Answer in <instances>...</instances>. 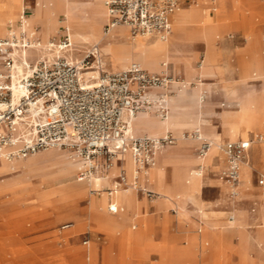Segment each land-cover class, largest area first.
<instances>
[{"label":"rangeland","instance_id":"374dc122","mask_svg":"<svg viewBox=\"0 0 264 264\" xmlns=\"http://www.w3.org/2000/svg\"><path fill=\"white\" fill-rule=\"evenodd\" d=\"M193 1L194 0H191L190 3ZM216 1L217 0L199 1L202 8L206 9L212 16H217L218 20L225 24L224 27H221L218 30L217 34L211 41L215 55V64L218 66L215 74L201 75L195 71L205 58L206 41L201 38H191L193 35H188L186 31L182 32L176 30L174 23L172 34L167 39L170 44L169 58L166 59L167 65H164V61L160 60L157 68L148 69L142 66L150 72L171 74L174 81L171 87V92L168 93L166 98L168 108L170 109L169 106H171L174 109L173 119L176 123L172 129L170 128L166 130L174 137V142L165 148L171 151L172 159L170 162H167L166 160H164V162H167L165 167L167 175L170 174L172 167L184 166L181 167L180 170V182L182 179L185 180L188 170H195L194 166L196 164V156L198 155L196 150L199 144L195 132L197 131L201 137H207L204 133L201 134L200 129H198V123L203 124L201 127V131L203 132H208L210 127L214 125L216 126V129L222 131L216 112H220L223 108L227 107L235 108L237 103L229 100H234L233 98L234 96H238L239 90L254 89L259 91L264 88V85L261 84H264V69H262L260 65V59H257L253 63V70L255 72L257 71L258 74H261V77L256 78L257 80H253V78H251L252 74H250L245 76L248 79L247 82L246 80L240 81L238 71L239 61L242 59L246 60L253 54L247 51L241 52L240 49V47L247 42L245 27L248 28L250 34L252 33V36L255 33H259V36L264 39V0H257V2L241 0L238 2V7H236L233 2H228V0ZM37 2H41L40 6L43 10L41 16H39V18L36 17L34 24L39 32V39L42 41L41 44L44 45L47 44L52 37H58L63 31V26L67 27L69 22L66 14L60 9L53 8L54 2H50L49 0H25L27 10L29 13L31 12L28 17L34 14L35 8H38V6H36ZM78 2H80V5L86 6V9L90 14L95 10V7H91L90 5L91 0H78ZM214 7L216 9H213ZM51 8L55 10V13L48 18V11ZM18 15L13 19V22L18 18ZM201 15L206 16L202 13ZM104 25L105 23H103V28ZM54 26L57 27L55 28ZM121 31H123L122 28H116L114 30V32ZM51 32L53 34L50 36ZM115 38L118 39L121 38V36L119 37V35L116 34ZM45 39H48V41L43 43ZM101 44L102 42H99L97 45L99 52L101 53L100 59L102 61L105 60V68H109V62L106 58L105 52L101 48ZM81 45L82 44H75L72 40L71 51L63 52V50L61 52L70 55L72 58H81L87 50L92 48L90 46L85 47ZM38 50H30L32 54L31 59H35L39 55ZM108 52L113 56L112 60L114 65L122 66L124 64V61L121 60V58L126 55L125 53L119 51ZM89 65L95 67L96 62L93 58H90ZM180 81H187L189 89L197 86V81L204 83L201 86L203 94L202 108H198L194 98L189 94L184 100L178 102L177 105L173 104L172 101H168V97L177 95L178 89L181 88V83H178ZM213 111H215V113ZM154 118L157 120L161 117L154 109H152L149 112L148 119L154 120ZM195 120L196 127L191 125ZM149 129L150 131L147 134L157 136H163L166 134L164 133L165 130L158 127L152 126ZM256 132L264 135V128L262 127V129ZM227 139V136L223 135L222 141L224 142ZM260 146H264V141L255 145L252 156H250L252 162L250 172H253L254 174L259 172L264 173V166L261 167L256 164L257 162H255V160L253 161V157L255 159L258 147ZM48 151L53 152L49 153V157H39L37 160L29 161L27 163H25L24 159L20 160L19 168L16 172L11 171L14 165L17 164L15 158L11 159L9 162L11 166L9 165L7 169H0V187L17 182L22 185V188H19L18 190L16 189L17 191H29L32 190L31 187L38 190L36 191L37 193L34 191L17 193L11 190L0 189V264H85V262L88 261L89 256L91 257L90 249L92 246H94V244L101 246L107 239V235L102 232L100 233L92 225V217L89 219L91 222H89L90 227L84 225L74 230H72L74 226L62 228L64 223L73 221L69 218L58 219L56 209L47 204L48 200L53 194L59 195L60 192L71 186L81 187L84 189V192L77 197V212L80 213V217L87 218L89 217V212L85 208L89 202L90 196H93L92 193L94 192L90 190L93 185L77 181V168L70 175H66L67 172H52L44 176L46 167L51 164L54 159H71L69 153L62 151L58 147L42 149L35 152L33 155H44ZM158 156L159 155H157L156 158L157 161ZM25 157L30 158L32 155L30 154ZM157 161L154 164V168H149L150 175L154 180L148 184L151 185L154 183V185L150 187L147 183L145 185L142 184V186H145L147 189L154 192L153 196L150 197L143 192H137V197L146 204L142 207L141 211L140 208H136V212H138V215L140 214L139 216L144 220L145 225L143 227H140L139 225L132 229L130 228L133 224L132 223L129 227L133 230L132 234H134V236L132 235V239L137 245H142V241L146 238L144 230L141 228H144L149 232L153 241H157L160 238L161 233L162 235L188 231L196 234L203 233V231H199L200 227L198 226L191 228L189 219L179 218L176 214L174 204L167 202L168 206L164 209L156 207V204L159 201L164 200L162 196L155 192L158 191L161 193L163 191L162 179L165 176L164 166L158 165ZM222 165L223 161H220L219 157L213 161V164L209 167V171L203 175V187L194 193L196 199L201 203H204L207 209L231 210L232 205H234V207L242 209L244 212L250 211L249 208L251 204L249 200L252 198H258V200L261 201L262 195H259L258 197L254 196L253 190L250 188L249 191L252 192V194L250 193L249 195L241 196L239 200L235 199V204H232L229 190H223L219 181L213 183L214 179H220L219 169ZM187 166L189 168H187ZM161 168L164 170H161ZM54 170L57 171V169ZM28 176H31L33 180H36L35 183L25 181L28 179ZM55 181H58L55 186L47 184L48 182ZM252 182L254 185L256 184L254 175L252 176ZM165 187L173 191L170 181L165 183ZM259 193H261L260 188ZM185 202L187 208L192 210L193 202L190 199H186ZM150 205H152V207H150ZM65 207L67 210L63 211L62 214H70L74 211V208L70 205H65ZM107 212L110 213L108 210ZM230 214L231 213H225L219 215H221L224 220H229ZM102 215L104 216V214ZM194 216L195 214L191 212L190 218H194ZM239 224L245 227L243 223L240 222ZM257 224L258 222L249 224V227L247 228L249 231L247 235L245 234V240L251 238L253 241H256L252 238L250 230H252ZM160 229H162V231H160ZM203 229L206 232V236L202 238L199 244L197 243L195 253L197 260L199 263L203 262L202 264H214L209 261L212 258L213 261L215 260L216 264H219L222 258L221 248L215 245L209 234L211 227L205 225L203 226ZM215 230L221 237H229L230 240L234 242L237 240L236 233L233 232V230L228 229L224 223L218 224ZM67 231H69V233L66 236V239H64L62 233ZM260 238L261 242L264 241V235L261 234ZM86 239L88 242L84 244L83 242ZM256 242L261 243L258 241ZM172 244L178 248H186L189 246L190 242L187 238L182 236L173 239ZM140 247L141 246L136 247L135 249L137 250ZM254 248L252 249L253 255L257 254L258 249H260L264 255V243L259 246L258 249L255 246ZM207 250H209V260L206 259ZM113 252L115 253V262L116 264H119L118 246L114 247ZM154 257L155 255H152V258ZM96 261L97 264H106V261L104 263L101 254L97 255ZM186 264L192 263L186 262ZM230 264H236L234 258Z\"/></svg>","mask_w":264,"mask_h":264},{"label":"built area","instance_id":"2783aa9c","mask_svg":"<svg viewBox=\"0 0 264 264\" xmlns=\"http://www.w3.org/2000/svg\"><path fill=\"white\" fill-rule=\"evenodd\" d=\"M185 4L187 0H104V33L124 26L132 36L167 40L172 34L171 16ZM28 14L23 9L14 22H9L7 35L0 38V161L42 149L68 147L81 160L77 180L90 183L129 156L134 164L133 179L129 180L121 167L106 192L112 195L117 189L133 186L153 196L154 192L142 186L139 179L156 162L159 152L174 142V137L170 132L163 136L135 135L129 130V122L140 111L152 109L161 118L168 117L166 98L174 82L172 76L150 72L137 62L120 70H107L100 65L98 47L87 50L81 58H72L61 52L72 49L67 27L47 42L50 52L44 53L39 37L26 27ZM33 49H39L35 59L30 56ZM90 58L96 62V76L86 73L94 70L89 65ZM195 133L198 156H204L211 142ZM263 138L260 133L222 142L224 165L219 177L237 186L251 144ZM256 183L264 207V173H257ZM237 195L236 190H229L231 198ZM108 207L111 212L118 210L114 203ZM256 207L254 203L251 211ZM233 218L230 214L229 219ZM68 226L66 223L62 228Z\"/></svg>","mask_w":264,"mask_h":264},{"label":"crops","instance_id":"0c3cea01","mask_svg":"<svg viewBox=\"0 0 264 264\" xmlns=\"http://www.w3.org/2000/svg\"><path fill=\"white\" fill-rule=\"evenodd\" d=\"M49 1L50 2H56V0H49ZM190 1L191 0H187L188 5L185 4L183 7H181L180 9H178L177 11H175L172 14V16H171L172 31H173V23L176 22V24H183L185 22H188V20H189V9L192 6H196V8L198 9L199 12H201L202 14H205L207 16V21H208L206 33L202 32V30H201L203 28L202 25H196V26H194V30H193L196 36H193V37L191 36V38H201V39L206 41L205 58L199 64V67L197 69H195V71L201 75L215 74L218 66H216V64H215V55H214L213 46L211 45V41H212L213 37L217 34L218 30L221 27H224L225 24L223 22H220V20H218L217 16L216 17L212 16L206 9L202 8L201 4L199 2L200 0H196V1L194 0L192 3H190ZM217 1L219 2L220 0H217ZM240 1L241 0H228V2H233L236 5V7H238V2H240ZM249 1L250 2H253V1L257 2V0H249ZM213 2H215V1H213ZM40 3L41 2H37L36 6L39 7ZM102 3L104 6V0H102ZM199 5H200V7H199ZM23 9H27V5H25L23 7ZM23 9H22L21 5H19L17 3V1H15V0H0V21L3 20L5 22L4 26L7 28V30H8V26H9L8 24H9V22H11L8 19V15L12 14L14 17H16ZM213 9H216V8L214 7ZM30 13L28 14V16L30 15ZM245 20H249V19H245ZM105 21H106V18H105L104 22H100V24L98 25L99 30L102 31L103 23H105ZM237 25H238V22H237ZM4 26H0V38H3L6 36ZM54 27L56 28L57 26H54ZM117 28H122L123 31L114 32V30L116 29L115 28L108 35H106V36L103 35L104 38L102 40L101 48L105 52L106 58L109 62V68H105L106 61L100 60V64L102 65L103 68H105L107 70H118V69H123V68L127 67V65L131 62H138L141 64V66H143L145 68L154 69V68H157L159 66L160 60H163L164 65H167L166 59L169 58V51L167 48L164 49V48L155 46L153 43L155 38H148L146 40L147 47H146V50L144 53L139 52V51H133L131 48H127L125 46H123L125 48L122 47V44H125V43H133V45L136 43L134 40H132L133 37L130 36L128 29L124 26H118ZM245 31H246L245 35H246L247 42L243 46L240 47L241 52L247 51V52L253 53V54L250 58H248L246 60L242 59L241 61H239L238 71H239L240 81L246 80V82H247L248 79L245 77L247 75L252 74L251 78H253V80H257L256 79L257 77H261V74H258L257 71L255 72L253 70L254 69L253 63L257 59H260V62H261L260 65H261L262 69H264V39L261 36H259V33H255L252 36V33L250 34L247 27H245ZM30 32H32V31H30ZM32 33H34L37 37L40 38V36H39V34H37L36 30H34ZM51 34H53V33L51 32L50 36H51ZM116 34H118L119 37L121 36V38H118V39L115 38ZM93 46H97V44H95ZM93 46H90V47H93ZM169 46H170V44H169ZM107 50L108 51H116V52L119 51V52L125 53L126 55L121 58V60L124 61V64L122 66L114 65L113 60H112L113 56H111ZM30 54H31V52H30ZM30 56L32 58V54ZM205 59H206V68L202 69V65H203V62L205 61ZM189 67L192 68L191 66H189ZM0 69H1V67H0ZM187 69H188V66H187ZM169 75H171V74H169ZM183 83H185V87H181L177 91V93L180 92L181 96L176 97L172 103L177 105L178 102L184 100L185 97L189 94L194 98L195 103L198 106V108L199 109L202 108V106H203V98H202L203 94H202V89H201L202 87L201 86L204 83L201 81H197V86H194L191 89H189V87L187 86L188 85L187 81H183ZM261 84L264 85L263 83H261ZM241 95H242V98H244V100L241 98ZM251 95L253 97L260 98V99L264 98V88H262L259 91L254 90V89L239 90L238 96H234V98H233L234 100H229L231 102L237 103V106L235 108L227 107V108H223L220 112H216L218 115L221 127H222V118H223L224 112L225 111H237L242 106V103L248 97H252ZM213 112L215 113V111H213ZM256 113H255L253 121H252L253 128L249 129V130H245V132H243L235 140H237V139H248V138H252L253 136H255L257 134H260L259 132H256V131L262 129V127L264 128V113L258 112V111ZM258 115H259V117H258ZM133 118H131L130 122L132 121ZM140 118L141 117H138L137 119H140ZM135 121H137V120H135ZM153 121H155V118H154V120H152L151 125H154ZM130 122H129V124H130ZM175 124L176 123H172V122L170 123L171 129L175 126ZM191 125L196 127V120H195V122L191 123ZM149 131H150V129L148 127H142V128H135L134 132H131V131L130 132L132 134L138 135V134L148 133ZM213 131L222 133V137H223V135H226L228 138L227 140H230L229 135L227 133H224V132L216 129V126L210 127V129L207 133L209 134ZM253 132H256V133H253ZM204 138H207V137L204 136ZM227 140H225V141H227ZM262 141H264V139L259 140L258 142H254L251 144L250 149H249L248 161L246 162V164L244 166L248 165L249 168L251 169L252 162L250 160V156H252V152H253L255 145L257 143H262ZM58 148H60L62 151L66 152V153L73 152V150H71V149H66V148H61V147H58ZM165 148L166 147H164L160 151V153L158 154L159 155L158 156V165H160V166L163 165L164 169L166 167V163L170 162L172 159L171 151L169 149H165ZM50 152H52V151H48L46 154L38 155V156L33 155L34 154L33 153V154H31L32 157H30V158L17 157V158H15L17 160V164L14 165V167H13V169H11V171L12 172L18 171L19 163H20V160H22V159H24L25 163H27L29 161H35L39 157H49ZM196 152H197V150H196ZM205 155L200 156V157L198 155L196 156V164L194 166L195 167L194 169L202 172V174L201 175H195L194 179L189 181V182L187 180L185 181L183 179L180 182V170H181V167H184V166L172 167L169 175L166 174L167 172L165 169V171H164L165 178L162 180V183H163V186L165 187V183L167 181L171 182V186H172V189L174 191V197L170 196L169 199H166V196L161 195V193H158L157 191L155 192L164 198V200H161L156 204L157 206L155 205L156 207H158L160 209H164V208H166V206H168L167 202L174 204L175 208H176L177 216L179 218H182V219H189V221H190L189 223L191 225V228L195 227V226L200 227L199 231L200 232L203 231L202 234L201 233L196 234V233L189 232V231L188 232H175V233L169 234V235H162V233H161L160 238L157 241H153L151 239L149 232L146 231V229L141 228L142 230H144L146 238L142 241V245H139V244L137 245L134 242V240L132 239V231L133 230H131L130 228L134 229L139 225H140V227H143L145 225L144 220L142 218H140V216H139L140 214L134 220L124 219L121 217H115L113 215H115L121 211L120 205L127 206L129 199H131L132 204L134 206L140 208V211H141L142 207L146 204L144 201L140 200L137 197V192H138L137 189L132 190V192H130V193L129 192H123L119 195L118 199H119L120 205L116 204L118 206V210L116 212H111L108 209V211L111 214L108 213L106 210V205H105L109 201H110V203H113V202H111V200H112L111 196L112 195H108L106 190L112 186L113 177L119 173L121 167H123L125 169L128 179L129 180L133 179V168L131 166V159L129 156H125L124 159L122 161L118 162L107 174L102 175V178L95 179L94 182L87 183L84 181L77 180V181L83 182L85 184L87 183L89 185H93V187L90 188V190H92V189L100 190L99 192L92 193L93 196H90V198H89V202H88L89 205L88 204L86 205L85 209L89 212V217H87V218L86 217H80L81 216L80 213L77 212L78 211L77 210V203H78L77 197H78V195H80L84 192V189H82L81 187H78V186H71V187L63 190L62 192H60L59 195L53 194L52 197L48 200L47 204L51 205L52 208L56 209L58 219L69 218L70 220L73 221V222H66V223H69V226L65 227V228H69L72 224L74 226L72 228V230L79 228V227H82L84 225L90 227L89 219L92 217L93 218L92 225L95 227V229H97L100 233L102 232L105 235H107V239L104 242V244H102L101 246H99L98 244H94V246H92V248L90 249L91 250L90 251L91 257L89 256L88 261L85 262V264H97L96 257L99 254H101V256L103 257L104 263L106 261V264H116L115 258H114L115 253L113 252V249L115 246H118V248H119V254H118L119 264H186V262H189L192 264H198L199 262L197 260L196 254H195L196 253V246H197V243L199 244L201 242L202 238H204L206 236V232L203 229V226H205V225L202 224V222H201L202 211L206 212V214H207L206 215V222L211 226L209 234L212 237V240L214 241L215 245H217L221 248L220 250L222 253V258H221V261L219 264H230V262L233 260V258L236 261V264H264L263 252L260 251V249H258V247L261 246L264 243V241H262L261 243H257L256 241H253L251 238H248L245 240V234L247 235L248 231H249L247 228L249 227V224H252V223L258 222V224L252 230H250V233L255 234V230L257 229L258 231L260 230V234L264 235V207L261 206V203H260L261 201L258 200V198H254V199L252 198L249 200L251 205L249 208L250 211H248V212H244L242 209L234 207V205H232L231 210L207 209L206 206L204 205V203H201L200 201H198L196 199L194 193L196 191H199L203 187V182H204L203 175H204V173L209 171V167L213 164V161L217 157H219V160L223 161V165H224L223 154L221 151H220V154L212 155L210 160L204 164L203 159H204ZM51 157H53V156H51ZM164 160H166L167 162H164ZM254 160H255V162H257L256 163L257 165H260L261 167L264 166V146L258 147L257 153L255 155V159L253 157V161ZM80 162H81L80 158H73V159H69V160H62L59 158L54 159L52 161V163L46 167L44 176H46L48 173H52V172H67L66 175H70L76 168L78 171V168L80 166ZM123 164L130 165V169L128 170ZM223 165H222V167H223ZM187 168H189V167L187 166ZM0 169H4V168H2L0 166ZM54 169H57V171ZM220 169H219V171H220ZM161 170H163V168H161ZM241 172H242V169H241ZM249 173L250 174L248 176V179H245L244 178V169H243L242 181H239L238 185L235 186L236 190L239 192V196H238V198H236L238 200L241 196L249 195L250 193L252 194V192L249 191L250 188H252L254 196L258 197L259 195H261V193H259L260 187L257 185V183L254 185L252 182V176L254 175L255 179H256L257 174H254L253 172H249ZM139 180H140L141 184H143V185H145L146 183L148 184L151 181L153 182L152 176L150 174L141 176ZM19 181H23V180H19ZM25 181H30L32 183H35L36 180H33L31 178V176L30 177L28 176V179H26ZM217 181H219L221 183L223 190L228 191L231 189L227 185L226 181H224L223 179H221V178L220 179H214L213 183H217ZM57 182L56 181L55 182H48L47 184L55 186ZM15 183H17V182L6 185L5 187L2 186V187H0V189L12 190V191H15L17 193L29 192V191L30 192L34 191L35 193H37L36 191H38L34 187H31L32 190H29V191H22V190L17 191L16 189L11 188ZM152 185H154V183H152L149 186L152 187ZM35 186H36V184H35ZM38 189H40V188H38ZM260 192H261V189H260ZM186 199H190L193 202V209L192 210L187 208V205L185 202ZM230 199H231V203L235 204V199H232L231 197H230ZM254 203L257 204V207H256V210L254 212H252L251 207L253 206ZM65 205L72 206L74 208V211L70 214H61L65 210V208H64ZM150 207H152V205H150ZM232 211H236L235 213L239 214V215L236 214L235 219H237L239 217L242 221H245V224H246L245 227H243L241 224H239V226L237 224L228 225V223L230 221H233L234 218L232 220H230V219L224 220L223 217H221V215H219V214H225V213L233 214ZM191 212H193L195 214L194 218H190ZM127 213L131 214L130 211H128ZM100 214H104V217L102 219H100V221H98ZM66 223H64V224H66ZM220 223L221 224L224 223L228 229L233 230V232L236 233L237 240L235 242L230 240L229 237H221L216 233L215 229H216L217 225ZM130 224H132L131 227H130ZM235 225H236V227L234 228L235 230L231 229ZM160 231H162V229H160ZM68 233H69V231L62 233V236L64 239H66V236L68 235ZM182 236L187 238V240L190 242L188 247L178 248L174 244H172L173 239H177V238H180ZM147 243H151L152 249L144 250L143 252H139L138 250L135 249L136 247H139V246L143 247V244H147ZM161 246H163V251L157 252L155 250V248H158ZM254 246L258 249L257 250L258 252L255 255H253V253H252V249L254 248ZM247 250H248V252H247ZM164 253H165V255H164ZM208 253H209V250H207L206 259H208ZM152 255H155V257L152 258ZM209 261L216 264L215 260L213 261L212 258ZM202 263L203 262H200L199 264H202Z\"/></svg>","mask_w":264,"mask_h":264},{"label":"bare ground","instance_id":"6f19581e","mask_svg":"<svg viewBox=\"0 0 264 264\" xmlns=\"http://www.w3.org/2000/svg\"><path fill=\"white\" fill-rule=\"evenodd\" d=\"M15 1H17V3L19 5H21V7L23 9V7L25 6V0H15ZM79 3L80 2H78V0H56V2H54V7L53 8L60 9L68 17V22H69V25L67 26L68 32L70 34L71 39L75 42V44L76 43L77 44H82L81 46H85V47L93 46L95 44L98 45L99 42H102V40L104 38L103 35L104 36L108 35V34L104 33L103 29H102V31L98 29V25L100 24V22L104 21L105 18H106V10L104 8L105 6H103L102 0H91L90 5H91V7H95V10L90 14L89 11H87L86 6L80 5ZM199 7H200V5H199ZM42 10H43V8L41 6H39L38 8H36L34 10V14H32V16L26 18V23L25 24H26V27L28 28L29 31L33 32L34 30H36L37 34L39 33L37 31V28L35 27L34 23H35L36 17L39 18V16H41ZM48 13H49V15L47 17L50 18V16L55 13V10L51 8L48 11ZM14 18L15 17L12 14L8 15L9 21H13ZM207 24H208L207 16H202L201 12L198 11L196 6H192L189 9V20H188V22H185L183 24H176V22H175L174 26H175L176 30H178V31H182V32L186 31V33L188 35L196 36L194 31H193L194 30V26L202 25L203 28L201 30H202L203 33H206V29H207V26H208ZM4 25H5V22L3 20H1L0 21V26H4ZM5 33H6V35L8 33V30H7L6 27H5ZM130 36L133 37L132 40H134L136 43L134 45H133V43H125V44H122V47L125 46L127 48H131L133 51H139V52H143L144 53L145 50H146V47H147L146 40L149 37L148 36H144V35H135V36L130 35ZM47 41H48V39H45L43 43H46ZM153 43H154L155 46H158V47H161V48H164V49L167 48L168 51L170 50L169 49L168 40L155 39ZM41 45L44 47L42 52L46 53V51H47L46 44H44V45L41 44ZM94 47H97V46H93L92 48H94ZM125 47H123V48H125ZM47 53H49V52H47ZM91 68H94V70L93 71H87L86 73L87 74L89 73V74H92V75L96 76L97 73H98V69H96V66L95 67H91ZM205 68H206V59L203 62V65H202V69H205ZM118 70H120V69H118ZM91 82H94V81H91ZM178 83H181V87H185V83H183V81H180ZM179 96H181L180 92L177 93V95H172V96L168 97L169 98L168 101H172L173 102V100L176 97H179ZM241 98H242V95H241ZM242 99L244 100V98H242ZM169 107H170V109L168 108V111L170 113V118H169V115H168V117L166 119L159 118V119L153 121L154 125H151L152 124V120L148 119L150 110H148L147 112L146 111L145 112H140L130 122L129 130L131 132H134L135 128H138V127L146 126V127L151 128L153 126V127H158V128H160L162 130H165L164 133L168 132L166 130L171 128L170 123L171 122L175 123L174 119H173L174 109L171 106H169ZM257 111L264 113V98L260 99V98H256V97H253V96L252 97H248L242 103V106L237 111H225L224 112L223 118H222V132L227 133L229 135V139L230 140H235L243 132H245V130H249V129L253 128L252 121H253L254 115H255V113ZM138 117H141V118L137 119ZM258 117H259V115H258ZM135 120H137V121H135ZM202 126H203V124L198 123V127H199L198 129H200L201 134L204 133V135H206L208 137L209 141L211 142V145H210L209 149L207 150L206 155H205V157L203 159V163L205 164V163H207L210 160L212 155L220 154V151H221L220 150V145H221V143L223 141H222V133L213 131V132L208 134L207 132L201 131V127ZM214 126H211V127H214ZM150 135H152V134H150ZM154 136H157V135H154ZM197 138L198 137H196V139ZM61 148H63V147H61ZM66 149H70V148H66ZM71 150H73V149H71ZM69 154H70L71 159L79 158L77 152L74 151V150H73V152H71ZM10 161L11 160L2 159L0 161V166L2 168H4V169H7L9 167V165H10V163H9ZM156 161H157V159H156ZM154 164L151 166L152 168L155 167ZM245 164H246V162H244L242 164V166H241L242 172L240 171V181H242L243 169H244V178L245 179H248V176L250 174L249 173L250 172V168H249L248 165L244 166ZM123 165L128 170L130 169V165H127V164H123ZM131 166L133 168V175H134V164H133L132 160H131ZM148 174H150L149 169L146 172V175H148ZM195 175H201V172L197 171V170H188L187 176L185 178V181L187 180L189 182V181L193 180ZM97 178H102V176H96L95 178H93V180L91 182H94V180L97 179ZM164 178H165V176L163 177V179ZM227 185L231 189L236 190V188L231 186L229 183H227ZM11 188H14V189L18 190L19 188H22V185L19 184V183H15ZM135 189L136 188L133 187V186H128V187L117 189L115 192L112 193L111 202H113V203H115L117 205H120L119 204V199H118L119 195L121 193H123V192H129L130 193V192H132V190H135ZM48 193H49V191H48ZM237 193H238V195H237L236 198H238V196H239V192L238 191H237ZM161 195L166 196V198L169 199L170 196L174 197V191H172L171 189H167L166 187L163 186V191L161 192ZM128 201H127L128 205L127 206L120 205L121 211L118 212L117 214L113 215V216L121 217V218H124V219L134 220L138 216V212H136V208L137 207L132 204L131 199H129ZM109 203H110V201L107 204H105L106 205V210L109 209V207H108ZM64 208H65V210H67L66 207H64ZM128 211H130L131 214H128L127 213ZM235 212L236 211H232V213L234 214V219L236 218V214H237ZM206 215H207L206 212L202 211V220H201V222H202V224L211 227L206 222ZM237 215H239V214H237ZM103 217L104 216L102 214L99 215L98 221H100V219H102ZM234 219H233V221H230L228 223V225H233V224H237L238 225L240 222L243 223L244 225H246L245 221H242L239 217L237 219H235V220ZM71 226H73V224ZM259 231L256 229L255 230V234H251V236L256 241L261 242V238H260L261 234H260ZM132 235L134 236V234H132ZM135 239H136V237H135ZM150 249H152L151 243H147V244H143V247H140L137 250L139 252H143L144 250H150ZM155 250L157 252H162L163 251V246L155 248ZM164 255H165V253H164Z\"/></svg>","mask_w":264,"mask_h":264}]
</instances>
